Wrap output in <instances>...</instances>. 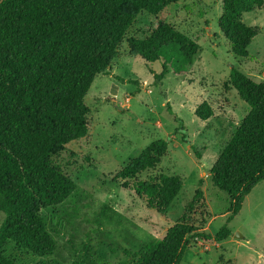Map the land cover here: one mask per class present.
I'll list each match as a JSON object with an SVG mask.
<instances>
[{"label": "trees", "instance_id": "16d2710c", "mask_svg": "<svg viewBox=\"0 0 264 264\" xmlns=\"http://www.w3.org/2000/svg\"><path fill=\"white\" fill-rule=\"evenodd\" d=\"M177 1L0 0V211L5 214L0 224V264H16L6 253L9 243L40 257L56 251L58 241L41 212L65 203L78 185L53 158L89 133L85 97L96 76L110 70L137 17L145 11L157 16ZM263 6L264 0H223L219 27L235 55L250 56L248 47L260 28L247 24L243 16ZM127 41L129 55L148 62L174 47L185 62L192 63L200 51L196 40L164 20H158L145 37ZM167 71L164 65L156 77L163 78ZM229 83L249 111L210 173L213 185L230 197L231 220L264 180V81L233 68ZM195 113L209 119L213 108L203 101ZM168 147L166 139L150 142L114 176L160 214L181 192L183 178L163 172L148 178L141 174L156 169ZM199 185L165 235L134 254V264H180L192 237L221 241L231 235L227 226L215 235L203 231L212 213L203 179ZM98 217L103 226L105 221L121 222L122 214L106 204ZM38 264L100 263L90 259Z\"/></svg>", "mask_w": 264, "mask_h": 264}, {"label": "rangeland", "instance_id": "374dc122", "mask_svg": "<svg viewBox=\"0 0 264 264\" xmlns=\"http://www.w3.org/2000/svg\"><path fill=\"white\" fill-rule=\"evenodd\" d=\"M222 9L223 0H179L157 16L145 11L137 17L110 70L96 76L85 97L89 133L53 158L78 185L65 203L41 212L58 247L52 255L40 257L9 243L5 250L16 264L90 259L100 264H134V254L162 238L178 220L202 179L212 213L203 231L215 235L227 226L231 235L221 241L192 237L180 264H264V180L228 220L230 197L213 185L210 173L249 111L248 103L229 83L231 70L264 81V6L243 16L247 24L260 28L247 58L235 55L222 33ZM158 20L172 23L200 44L192 63L185 62L174 47L154 62L129 55L128 38L145 37ZM164 65L168 71L158 79ZM203 101L213 108L209 119L195 113ZM160 138L168 140V151L160 165L143 172L141 178L161 172L183 178V188L165 214L149 209L133 189L114 179L131 158ZM106 204L122 214L121 222L98 224V212ZM4 216L0 211V224Z\"/></svg>", "mask_w": 264, "mask_h": 264}, {"label": "water", "instance_id": "95a60500", "mask_svg": "<svg viewBox=\"0 0 264 264\" xmlns=\"http://www.w3.org/2000/svg\"><path fill=\"white\" fill-rule=\"evenodd\" d=\"M118 107H119V109H121V110H122V109L126 108L127 106H125V107L118 106Z\"/></svg>", "mask_w": 264, "mask_h": 264}]
</instances>
